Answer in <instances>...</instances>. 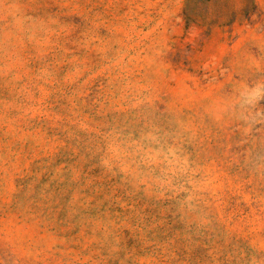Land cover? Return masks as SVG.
Masks as SVG:
<instances>
[{
    "label": "rangeland",
    "instance_id": "374dc122",
    "mask_svg": "<svg viewBox=\"0 0 264 264\" xmlns=\"http://www.w3.org/2000/svg\"><path fill=\"white\" fill-rule=\"evenodd\" d=\"M0 264H264V0H0Z\"/></svg>",
    "mask_w": 264,
    "mask_h": 264
}]
</instances>
